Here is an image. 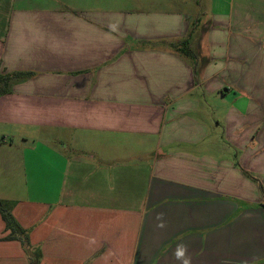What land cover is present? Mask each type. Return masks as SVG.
<instances>
[{
  "label": "crops",
  "instance_id": "obj_1",
  "mask_svg": "<svg viewBox=\"0 0 264 264\" xmlns=\"http://www.w3.org/2000/svg\"><path fill=\"white\" fill-rule=\"evenodd\" d=\"M0 73L29 75L0 200L40 264H264V0H0Z\"/></svg>",
  "mask_w": 264,
  "mask_h": 264
},
{
  "label": "trees",
  "instance_id": "obj_2",
  "mask_svg": "<svg viewBox=\"0 0 264 264\" xmlns=\"http://www.w3.org/2000/svg\"><path fill=\"white\" fill-rule=\"evenodd\" d=\"M170 46L183 54L186 57H192L194 54L188 46V40L170 43ZM27 74L12 73L1 74L0 73V97L8 94L11 91L12 85L19 79L26 78ZM13 203L0 200V215L5 223L6 231H9V235L1 239L2 241L18 240L22 243L26 253L29 256L30 264H40L42 253L39 249L33 248L29 241V233L23 229L16 221L12 214ZM264 206V204H263Z\"/></svg>",
  "mask_w": 264,
  "mask_h": 264
},
{
  "label": "clouds",
  "instance_id": "obj_3",
  "mask_svg": "<svg viewBox=\"0 0 264 264\" xmlns=\"http://www.w3.org/2000/svg\"><path fill=\"white\" fill-rule=\"evenodd\" d=\"M187 245L178 244L174 251V257L181 262V264H191V258L186 255Z\"/></svg>",
  "mask_w": 264,
  "mask_h": 264
}]
</instances>
